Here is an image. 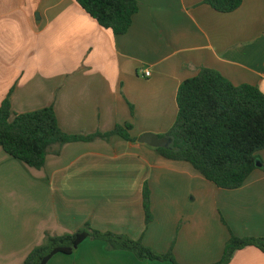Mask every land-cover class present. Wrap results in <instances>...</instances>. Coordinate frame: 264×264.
Instances as JSON below:
<instances>
[{"label": "crops", "instance_id": "crops-1", "mask_svg": "<svg viewBox=\"0 0 264 264\" xmlns=\"http://www.w3.org/2000/svg\"><path fill=\"white\" fill-rule=\"evenodd\" d=\"M136 1L132 27L115 36L75 0H0V106L8 96L13 115L53 106L70 135L131 124L139 140L173 128L179 87L203 69L264 94V0H244L230 14L203 0ZM258 157L262 167L243 187L224 190L191 164L117 136L55 147L42 170L0 148V264H24L46 234L87 224L173 251L179 264H215L232 235L264 238V151ZM48 264L172 263L88 239ZM230 264H264V253L247 248Z\"/></svg>", "mask_w": 264, "mask_h": 264}, {"label": "trees", "instance_id": "trees-1", "mask_svg": "<svg viewBox=\"0 0 264 264\" xmlns=\"http://www.w3.org/2000/svg\"><path fill=\"white\" fill-rule=\"evenodd\" d=\"M98 24L115 36L128 33L138 13L136 0H75ZM244 0H203V4L218 13L239 10ZM178 115L173 128L161 139L172 140L168 148L156 151L165 159L186 162L207 181L220 189L243 187L259 170L258 154L264 151V94L255 86H235L220 73L203 69L179 87ZM133 114V108H131ZM131 124L118 125L107 134L70 135L58 122L53 106L42 110L13 115L11 96L0 106V148L29 168L42 170L50 151L55 147L97 139L120 137L128 142ZM143 205L148 227L153 221L151 192L143 189ZM107 244L110 251H129L141 261L179 264L173 251L159 254L140 240L112 233H101L87 224L75 233L54 236L46 234L40 246L33 249L24 264H48L59 254L72 255L86 240ZM255 248L264 253V238H240L232 235L221 260L215 264H230L241 250Z\"/></svg>", "mask_w": 264, "mask_h": 264}, {"label": "water", "instance_id": "water-1", "mask_svg": "<svg viewBox=\"0 0 264 264\" xmlns=\"http://www.w3.org/2000/svg\"><path fill=\"white\" fill-rule=\"evenodd\" d=\"M139 143L141 144H146L154 149L158 148H168L170 144H172L171 139H161L158 135L153 134V133H147L144 134L139 140ZM258 168L262 167V164L260 161L257 162Z\"/></svg>", "mask_w": 264, "mask_h": 264}, {"label": "built area", "instance_id": "built-area-1", "mask_svg": "<svg viewBox=\"0 0 264 264\" xmlns=\"http://www.w3.org/2000/svg\"><path fill=\"white\" fill-rule=\"evenodd\" d=\"M145 76H146V77H150V76H151L150 71H146V72H145Z\"/></svg>", "mask_w": 264, "mask_h": 264}]
</instances>
